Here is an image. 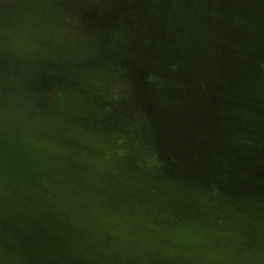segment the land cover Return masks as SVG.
<instances>
[{"label":"trees","instance_id":"1","mask_svg":"<svg viewBox=\"0 0 264 264\" xmlns=\"http://www.w3.org/2000/svg\"><path fill=\"white\" fill-rule=\"evenodd\" d=\"M199 225L264 258V0H0V264H210Z\"/></svg>","mask_w":264,"mask_h":264},{"label":"rangeland","instance_id":"2","mask_svg":"<svg viewBox=\"0 0 264 264\" xmlns=\"http://www.w3.org/2000/svg\"><path fill=\"white\" fill-rule=\"evenodd\" d=\"M80 172H83L84 174H86L88 184L92 182L96 183V181L98 180L97 177L90 174L88 171L83 170L82 168L80 169ZM151 181H152V178H151ZM85 185H83V187ZM167 198L170 199L172 198V196L170 195ZM204 199L206 198L204 197ZM170 209H171V205L167 206L164 214H167L170 211ZM193 213L198 215L200 213L199 208L198 209L196 208V211H193ZM223 227L225 229H232L233 223H227L223 225ZM195 229L196 230L185 231V235L187 237L180 236V235H174V236H170L168 240L173 245L176 243H186V244H191V247L186 246V247H181L177 250L171 251L170 249H167L169 245H166V251L168 253L174 252V254H180L182 253V251L184 252V254H193L194 252L193 247L196 249L197 247H202L203 257L209 260L210 264H234L235 262L238 261V258L232 253L231 245L228 244L227 241L225 242L224 245H217V246L213 245L212 239L209 238V234L212 231V228L210 225H202V226L199 225ZM229 234L230 233H225V235L227 236ZM169 248H171V246ZM259 264H264V258L262 259V261L260 260Z\"/></svg>","mask_w":264,"mask_h":264}]
</instances>
